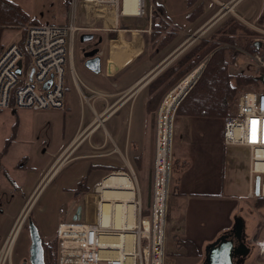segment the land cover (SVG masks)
<instances>
[{
  "label": "crops",
  "instance_id": "1",
  "mask_svg": "<svg viewBox=\"0 0 264 264\" xmlns=\"http://www.w3.org/2000/svg\"><path fill=\"white\" fill-rule=\"evenodd\" d=\"M122 1L120 0V4L118 2L117 5L108 6L102 12L106 19L105 12L109 8L114 11V23H112L114 31H109L111 35L108 37L106 34L101 37L99 56L102 61V71L100 75H93L84 68L83 52L75 54L73 46L70 67L72 74L76 77L74 71L76 60L80 75L87 87L82 85L90 95L85 96L77 84L76 87L82 101L84 100L88 105L91 118L87 125L78 129L72 137L64 130L61 132L56 143L57 146H53L51 162L37 184L39 185L45 179L41 190L51 178L54 180L60 174L62 167L66 165L73 167L72 170L75 173L66 177L55 188L57 193L66 198L67 210L65 213H71L69 214L71 220L77 209L72 208L71 204L81 200V207L84 209V205H87L84 204L85 199L95 187V193L89 196V201L99 199L101 203H112L104 202L96 191L101 185L97 184L99 176L97 177L96 173H104L103 171H109V168L121 170L118 163L125 157L129 161V166L133 165L135 169L147 176V184L151 186L155 116L146 113L147 87L188 48L205 38L201 37L184 48L186 42L190 40V38L186 40V37H191L195 33L199 34L201 31L206 34L213 27L208 26V23L202 25L199 23L201 18L206 16L207 11L203 4V13L199 14L198 5L201 0H184L180 3L177 0V4H173L172 8H167L156 0L167 20L179 30L176 38L163 51L153 56L150 44L160 33L151 28V16L154 12L152 0H150L152 5L147 13L144 12L142 0H139L137 7L142 5V14L140 15L123 13ZM188 1H192L190 6H188ZM214 1L219 5L222 4L217 0ZM226 4H229L233 11L234 6L232 5L235 2ZM81 5L91 6L94 4L81 2ZM88 10L84 11L80 8L79 14L89 12ZM137 12L139 13L138 10ZM170 12L173 20L169 17ZM193 12H196L195 15H197L195 19H187V16ZM128 19L131 20L129 24L126 23ZM90 20L92 23L95 22L93 19ZM78 23L88 25L89 22L85 17L82 22ZM150 34H153L152 38H150ZM143 42H149L146 48L142 45ZM103 45L106 48H103ZM79 55H81L80 60ZM144 56L146 62L150 64L156 59L158 60L160 56V60L163 56L161 61L165 62L169 58H174L159 71H157V67L138 73L140 69L138 65L142 63L140 61ZM140 97L143 100L141 130L139 134L135 132L131 137V127L128 131L127 121L132 119L133 105L135 100ZM95 101L100 102V111L94 108ZM223 124L224 119L222 118L182 116L176 119L172 138V159L186 166L175 175V181L172 183L168 201V213L170 214H168L167 221H169L174 240L177 243L182 241L191 243L196 250L198 259L203 256L204 248L208 244L214 242L223 231L231 228L235 213H239V206L243 199L250 198L249 194L252 192L254 195L247 158L245 155L243 156V152L225 149L223 146ZM13 128L9 138L13 135L14 139L7 152L0 156V179L3 170L5 173L4 160L9 155L11 148L19 143L17 126L15 125ZM92 151L98 153L97 163H95L97 165H93V162L88 160L90 157H94L88 156ZM29 160V156L22 157L14 169L25 170ZM105 161H110L112 165H105ZM127 179L130 181L129 178ZM2 187L0 182V192ZM85 190L87 191L85 192ZM8 192L11 193V191ZM27 201L19 208V213L26 211L29 206ZM30 208L31 206L27 211ZM103 211L110 213L109 219L105 214L104 216L106 220L112 222L113 208H103ZM179 249L183 251L182 248Z\"/></svg>",
  "mask_w": 264,
  "mask_h": 264
},
{
  "label": "rangeland",
  "instance_id": "2",
  "mask_svg": "<svg viewBox=\"0 0 264 264\" xmlns=\"http://www.w3.org/2000/svg\"><path fill=\"white\" fill-rule=\"evenodd\" d=\"M16 5H18L21 10L26 13L31 19L37 20L41 25H65L70 21H74L78 27L84 28L87 30L78 34L74 41V51L75 54H80L87 48L89 45H82L79 42V36L81 34H92L94 38L110 36L111 32L114 31V11L112 8H109L106 12L105 16L102 14L108 6H112L111 4H102V5H91V6H83L81 5L80 0H70V9L67 7V0H9ZM90 1V0H87ZM160 4H163L165 7L172 8L173 4H177V0H158ZM180 2H184V0H178ZM219 3H233L234 9L232 12H226L225 10L220 11V5L216 3L214 0H201L200 3L205 4L207 9L206 16H203L199 23L206 24L208 26L211 25L215 20H217L221 15H225L222 17L209 32L203 34V31L199 34H193L191 37H186L188 40L184 45V48L187 47L190 43H192L196 37H207L212 31H214L223 21L228 18H234L249 29L253 30V27L261 28L257 25L256 21L258 16L260 15L263 6L264 0H217ZM123 13L125 14H134L140 15L142 12V5L140 4L139 8L137 7L139 0H123ZM120 4V0H119ZM144 4V12H148L150 6L152 5L150 0H143ZM233 6V5H232ZM82 8L84 11L88 10L89 12L79 14V9ZM93 8V9H92ZM93 11H92V10ZM139 13L137 12V10ZM170 10V9H169ZM86 17L89 22L88 25L83 23L80 25L78 22ZM169 17L172 19L171 12ZM95 21L92 23V20ZM112 20V21H111ZM173 20V19H172ZM131 20H126V23L129 24ZM111 31V32H109ZM254 31V30H253ZM24 34V33H23ZM23 34L18 30H7L3 34L2 42L4 44V49L8 47L11 43L20 42ZM203 35V36H202ZM195 36V37H193ZM153 37V34H150V38ZM112 38V37H111ZM199 38V39H200ZM147 43V44H146ZM143 42L144 48L147 47L149 42ZM103 48H106L103 45ZM145 50V49H144ZM145 52V51H144ZM176 54V53H175ZM174 54V55H175ZM146 56V54H144ZM173 55V54H172ZM171 55V56H172ZM79 55V60L81 59ZM141 59L140 67L138 73L144 72L150 68H157L159 71L163 66H165L172 58H169L166 62L160 60L151 62H146V57ZM76 58V57H75ZM160 60V61H159ZM202 67V66H200ZM203 69V67H202ZM196 70V69H195ZM74 74H72L71 67L69 66V62L67 59L65 65V73L63 77L64 82V103L65 108L63 110H42V111H33L28 109H19L15 111L6 110L0 113V150L4 146L5 141L9 138V136L13 132V127L17 126L18 131V141L13 148H11L9 155L3 162V167L5 169V173L1 174L0 182L2 183V191L0 192V249L7 240L8 236L12 234V256H11V264H29L28 262V248H29V236L27 231V217H31V219L36 224L38 231L40 233L41 239L50 242L55 240V229L59 222L61 221H70L71 217L69 214L65 213L67 210L66 198L61 194L55 191V188L61 183L66 177H69L71 174H74L75 171L72 170L73 167L70 165H66L61 168L60 174L53 180H49L43 188L40 190L42 184L45 179L39 184V180L49 166L51 162V154L53 151V146H57L58 138L61 132L64 130L67 134L72 137L78 129L85 127L87 123L90 121L91 113L89 111L87 103L81 98L80 93L77 90L76 84L80 87L81 92L85 96H89L90 93L86 90V88L82 85L84 84L86 87L83 78L80 75V71L77 66V62L75 60L74 64ZM255 72L252 67L249 65L247 60L244 58H240L238 64L231 68V73L237 74L239 72ZM187 78V77H186ZM194 84V83H193ZM192 84V85H193ZM190 85V86H192ZM189 86V87H190ZM188 87V88H189ZM187 92V90H186ZM185 92V93H186ZM184 93V94H185ZM145 94L144 92L142 93ZM183 94V95H184ZM182 95V96H183ZM181 96V97H182ZM180 97V98H181ZM178 99V101L180 100ZM176 102L175 106L177 105ZM94 108L97 111H100V102L95 101L93 103ZM174 106V108H175ZM174 108L172 110H174ZM173 113V111L171 112ZM143 116V100L142 97L137 98L133 105V113L132 119H128L127 121V129L129 131L131 127V137H133L134 133H140L141 130V120ZM170 116L169 126L171 125ZM176 125V120L173 117L172 121V131L174 134ZM108 126V125H106ZM84 149V148H82ZM98 153L97 151H92L88 156L90 157L88 160L93 162V165H97L96 159ZM246 157V152H243V156ZM29 156L30 160L27 164L25 170L17 171L14 169V166L18 164L19 160L24 157ZM108 158V157H105ZM128 159H121L118 165L121 167V170H115L114 172L103 171L104 173H96L98 177L97 184H101V182L107 178L109 175L113 173H124L132 181V185L134 187V197L133 203L136 212L142 214V210L150 205V191L151 186H148V178L143 175L140 171L135 169L132 166H129ZM105 165L111 166V162L105 161ZM249 167V166H248ZM247 169V167H245ZM241 171V170H240ZM246 171V170H245ZM47 177V176H46ZM252 179V189L254 187V178ZM149 187V188H148ZM36 188V189H35ZM35 189V191H34ZM8 191H11L9 193ZM34 191V193H33ZM254 191V190H252ZM33 193V194H32ZM24 194V195H23ZM32 194V195H31ZM93 193L90 192L87 195V198L91 196ZM147 195V197H146ZM253 192L252 197L243 199L241 206H239V213H235V217H240L244 223V237L245 241L250 245L253 244L254 240H264V209H260L258 211H251L252 203H253ZM148 199V202L147 200ZM28 200V201H27ZM98 199H93V201H89L87 199V207L88 210L93 211L94 204L97 203ZM27 201L29 206L26 208H30V212L19 213V208ZM140 204V208L139 205ZM82 201L78 200L74 202L72 208H77L81 206ZM105 207H103L104 205ZM121 204L125 205L126 203L121 202ZM101 214H105L107 218H110V213H104L103 208L109 207L113 208V203H103L101 207H99V203L97 204ZM71 208V209H72ZM91 211V212H92ZM170 214V213H168ZM103 217H105L103 215ZM19 229V230H18ZM18 231V232H17ZM184 252L181 251L178 247V243L174 240L171 234V227L169 225V221H167L166 226V235H165V264H201L202 257L198 258H183L181 255ZM260 261L256 258L255 253L251 255L246 264H258Z\"/></svg>",
  "mask_w": 264,
  "mask_h": 264
},
{
  "label": "built area",
  "instance_id": "3",
  "mask_svg": "<svg viewBox=\"0 0 264 264\" xmlns=\"http://www.w3.org/2000/svg\"><path fill=\"white\" fill-rule=\"evenodd\" d=\"M80 2L117 5L119 0ZM229 8V4H220L221 12H228ZM224 16L221 15L210 27ZM85 30L86 27H78L74 21L65 25L25 26L22 43H11L0 54V111L63 110L65 65L68 59L70 66L75 38ZM253 30L263 37L261 41L264 42V28L253 27ZM243 56L255 72L264 75V51L243 53ZM48 81L51 83L46 90L44 85ZM180 83L163 98L155 115L148 215L142 216L140 211L135 213L132 229L126 233L125 230L114 231L112 227L102 226L100 213L95 209L98 203L94 204L93 211L84 205L80 220L61 221L56 226L57 264H165V234L172 181V121L179 102L172 113L169 137L167 126L161 123V111L168 94ZM254 120L257 122L255 125L252 124ZM222 143L225 149L246 152L249 177L251 180L254 176L260 177V197L264 198V91H245L239 95L232 115L224 119ZM249 196L252 197V193ZM84 204H87V197ZM126 234L131 237L128 245L124 239L117 245L102 244L103 237L122 238ZM12 239L11 234L0 249V264H11ZM252 248L255 259L260 261L258 264H264V240H254Z\"/></svg>",
  "mask_w": 264,
  "mask_h": 264
},
{
  "label": "trees",
  "instance_id": "4",
  "mask_svg": "<svg viewBox=\"0 0 264 264\" xmlns=\"http://www.w3.org/2000/svg\"><path fill=\"white\" fill-rule=\"evenodd\" d=\"M191 3L192 1H188V6ZM152 4L154 12L151 16V28L153 31L160 33L150 44V50L154 56L163 51L176 38L179 29L167 20L156 0H152ZM67 7L70 9V0H67ZM198 8V12L201 15L203 13V3H200ZM195 13H190L187 19H195L197 16ZM256 23L259 27L264 28V6ZM27 25L40 24L37 20L31 19L15 3L9 0H0V54L5 47L2 42L4 32L7 30H18L23 34V28ZM22 39L23 37L20 40V44ZM262 39V36L236 19H226L207 37L200 39L188 48L148 85L146 113L155 116L160 103L167 93L196 67L206 61L198 81L179 103L174 119L176 120L182 116L225 119L231 116L235 102L240 94L245 91H264V85L261 82V78L264 75L261 72L231 73V68L236 66L240 58L243 57L242 53L255 54L264 51ZM256 43H258L257 46H255ZM13 139L14 136L12 135L7 140L0 156L7 152ZM185 166L172 159L171 186L175 181V175L184 169ZM108 170L114 172L116 169L109 168ZM146 200L148 202V199ZM149 207L150 205L142 210V216L148 215ZM252 209L253 211L264 209V198L254 196L251 211ZM227 231L229 229L223 231L219 236ZM42 247L44 263L57 264L56 240L50 242L42 240ZM178 247L184 251L181 256L197 258L196 250L191 243L182 241L178 243Z\"/></svg>",
  "mask_w": 264,
  "mask_h": 264
},
{
  "label": "water",
  "instance_id": "5",
  "mask_svg": "<svg viewBox=\"0 0 264 264\" xmlns=\"http://www.w3.org/2000/svg\"><path fill=\"white\" fill-rule=\"evenodd\" d=\"M93 38L94 36L92 34H81L79 36V42L81 44L88 43L92 41ZM257 45L258 43L255 44V46ZM256 49L258 50V48ZM83 56L86 59V61L83 64L84 68L90 73H92L93 75H100L102 71V61H101L100 56L98 55V51H90V52L85 53ZM205 64H206V61L200 64L199 66L203 65V68H204ZM198 67H196L195 69H197ZM191 73H189L186 77H188ZM185 78H183L180 82H182ZM198 79L195 81L193 86L196 84ZM261 82L264 85V77L261 78ZM50 83L51 81H48L44 85V89L47 90L48 84ZM192 87L188 90L185 96L189 93ZM185 96L179 101V103L185 98ZM253 190H254V196L260 197V177L259 176H256L254 178ZM29 212L30 210L27 211V213ZM81 212H82V207L81 206L77 207L72 217V221L80 220ZM27 231H28V236H29V241H30L29 248H28L29 264H45L43 247H42V239L38 231V228L36 224L34 223V221L31 219V217H27ZM229 231H231V233L238 240H240L241 236L244 235V223H243L242 218L234 217L231 229ZM238 247L240 250L234 247L233 242L229 240V236H227V234L224 233L221 236H219L214 242L208 244L204 248L203 264H233L232 259L236 255L240 256L241 258H246L249 253V249L244 245V243H242L241 240H240Z\"/></svg>",
  "mask_w": 264,
  "mask_h": 264
},
{
  "label": "bare ground",
  "instance_id": "6",
  "mask_svg": "<svg viewBox=\"0 0 264 264\" xmlns=\"http://www.w3.org/2000/svg\"><path fill=\"white\" fill-rule=\"evenodd\" d=\"M228 12H232L231 7L228 9ZM201 66L203 67V65ZM202 67L199 66L187 78H185L174 90H172L168 94V96L166 97L164 101V104L162 106V111H161L162 112L161 123H164V125H166L168 128V131H167L168 137L170 134L169 133V128H170L169 119L172 114L171 112L173 111L172 109L174 108L178 99L186 92L188 87L191 84L195 83V81L198 79L202 71ZM192 86H190V88ZM124 176L129 178L126 174H112L108 176L106 179H104L105 181H103L101 185L98 186L96 191L98 192L100 198L104 202L113 203L112 222L108 219L106 220L105 217H103L104 214L100 213L102 226L112 227L114 231H117V230L124 231L125 230L126 233H129V231L132 229V226L134 223V216H135L136 206L133 205L134 203L132 204L135 190H134V187H132L130 181ZM94 190L92 191V193H95ZM121 202L126 203V204L123 205L121 204ZM97 203H99V207H101L102 203L100 202L99 199L97 200ZM95 209L100 211V209L98 208V205L95 207ZM121 239H124V241L126 240L127 245L130 244L131 237L129 234L124 235L122 238L103 237L102 244L117 245Z\"/></svg>",
  "mask_w": 264,
  "mask_h": 264
},
{
  "label": "flooded vegetation",
  "instance_id": "7",
  "mask_svg": "<svg viewBox=\"0 0 264 264\" xmlns=\"http://www.w3.org/2000/svg\"><path fill=\"white\" fill-rule=\"evenodd\" d=\"M78 39H79V38H78ZM101 43H102V38H101V37H97V38H93V40L90 41V42H88V43H84V44H82V45H89V46H90L89 48H87L86 50L83 51V55H84L85 53H87V52H90V51H98V55H99V48H100ZM83 59H84V61H83V64H84V62L86 61V59L84 58V56H83ZM230 229H231V228H230ZM230 229H229V230H230ZM226 234H227V236H229V240H231V241L233 242L234 247L237 248L238 250H240L239 247H238V245H239V243H240V240H241L242 243H244V245L249 249V253H248V255H247L246 258H241L240 256L236 255V256H234L233 259H232L233 264H246L247 259H248L251 255H253V254L255 253L254 249L252 248V244L250 245L248 242L245 241V237H244V235H242V236H241V239L238 240V239H237V238L231 233V231H227ZM203 262H204V253H203V256H202V263H201V264H203Z\"/></svg>",
  "mask_w": 264,
  "mask_h": 264
},
{
  "label": "snow or ice",
  "instance_id": "8",
  "mask_svg": "<svg viewBox=\"0 0 264 264\" xmlns=\"http://www.w3.org/2000/svg\"><path fill=\"white\" fill-rule=\"evenodd\" d=\"M256 123H257V122H256L255 120H254V121H252V124H253V125H255ZM253 131H254V129H253Z\"/></svg>",
  "mask_w": 264,
  "mask_h": 264
}]
</instances>
